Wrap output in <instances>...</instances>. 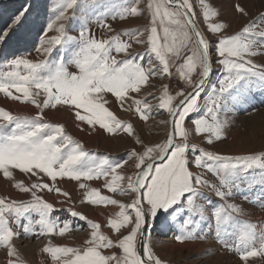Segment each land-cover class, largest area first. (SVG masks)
I'll return each mask as SVG.
<instances>
[{
	"label": "snow or ice",
	"instance_id": "obj_1",
	"mask_svg": "<svg viewBox=\"0 0 264 264\" xmlns=\"http://www.w3.org/2000/svg\"><path fill=\"white\" fill-rule=\"evenodd\" d=\"M233 7L240 16L249 17L240 3ZM78 8V0H57L56 14L31 48L43 59L34 61L29 58L31 51H21L0 71V93L36 109L29 116L0 107V174L30 197L27 201L0 198V249L7 254V264H20L14 243L20 232L13 228L10 216L18 224L27 213L39 218L28 219L23 232L49 238L42 251L53 264H166L155 251L148 225L154 226L153 231L155 227L171 230L173 221L188 215L183 221L187 229L193 212L209 221L214 237L225 247H229L226 236H238L231 247L239 253L241 264L264 257V229L257 234L255 225L239 221L245 210L235 203L243 190V172L257 165L264 169V155L219 151L234 122L222 117L228 113L234 116L235 109L251 98L249 89L254 81L264 86V65L254 61V57H264V15L230 33L231 25L221 19L220 11L209 0H198L197 4L192 0H148L144 9L138 0L135 5L121 6L110 18L116 23L147 14L148 25L142 30L117 32L104 18L99 27L114 34L97 39L90 29L68 34L66 22L75 18ZM28 14L25 6L0 29V46L17 36ZM101 15L107 17V13ZM198 17H202L203 28ZM53 32L56 34L49 35ZM28 40L26 34L19 38L22 45ZM68 45L76 49V72H69L63 60L61 50ZM134 45L143 46L144 52H134ZM214 62L222 66L215 81L211 79ZM154 80L162 82L158 95L148 90ZM205 93L207 100L201 102ZM109 95L129 114V120L106 106ZM153 100L158 103L153 104ZM58 108L72 113L81 131L102 132L109 137L125 135L132 138L133 147L120 160L104 156L97 163L64 124L48 118L49 111ZM157 117L166 134L162 140L149 143L137 125ZM197 137L199 143L194 142ZM129 161L130 172L126 167ZM16 170L36 180L25 184L16 179ZM65 178L84 190L82 203L119 209L107 217L110 233L74 206L64 209V218L54 215L60 209L40 193L54 192L71 201L70 193L57 186L58 180ZM101 179L103 188L112 195L90 186L89 182ZM114 196H130L131 201L121 202ZM200 199L205 203L198 204ZM74 220L82 223L74 225ZM237 224H242L238 233L229 232L230 225ZM81 229L89 233L82 246L51 242L53 236ZM202 238L191 232L175 235L180 244ZM257 238L258 247L254 246Z\"/></svg>",
	"mask_w": 264,
	"mask_h": 264
},
{
	"label": "rangeland",
	"instance_id": "obj_2",
	"mask_svg": "<svg viewBox=\"0 0 264 264\" xmlns=\"http://www.w3.org/2000/svg\"><path fill=\"white\" fill-rule=\"evenodd\" d=\"M79 8L76 10L75 18L67 21V32L70 35H77L80 30L90 29L92 34L97 39H107L114 33L108 32L105 29L99 27V21L107 18L109 23L113 24V28L117 32L136 31L142 30L145 25L150 22V17L145 14L142 17L131 18L127 21L113 23L111 15L116 12L121 6L135 5L138 0H78ZM148 0H139V6L144 9ZM194 4L198 3V0H192ZM214 8H217L221 13V19L227 21L231 27L230 33H236L242 29V26L246 25L249 20H256L261 15H264V0H209ZM240 3L243 5L248 13L249 17L245 18L240 16L234 10V4ZM57 0H18L6 4H0V29L5 28L25 6L29 8V14L26 17V22L17 36H13L10 40L5 42V45L0 46V71H3V65L7 60H10L13 55H18L21 51H31V48L35 46V41L38 33L43 29L49 19L56 14ZM107 13V17H103L101 14ZM69 15H72L71 10ZM202 17H198V24ZM203 28V25L200 24ZM28 35L29 40L26 44H21L19 38L21 35ZM56 33H49V35H55ZM134 52H144L143 46L134 45ZM260 51L261 49H257ZM63 60L67 70L69 72H76L77 68L74 65L75 47L68 45L66 49L61 50ZM55 56V52L53 54ZM30 59L34 61L43 59L34 51H31ZM120 58V57H118ZM60 58H57L59 60ZM147 59V58H145ZM215 60V58H214ZM254 61L257 64L264 65V57H254ZM222 72V66L214 62V70L211 79L216 80ZM162 82L160 80L150 81L153 85L150 91L159 94L157 89ZM250 99L245 101L243 106L235 109V115L228 113L223 116L224 119L233 120V124L230 127L228 140L225 144L221 145L219 151L224 154L232 155H264V86H261L258 81H254L250 89ZM143 94V93H142ZM110 104L106 105L110 107L121 119L129 120V114H125L118 106L112 102L113 98L108 97ZM207 100V94H202L201 102ZM153 104L158 101L153 100ZM0 107L11 111L13 114L19 115H34L36 109L30 105H24L19 102L11 101L0 93ZM48 118L56 123L64 124L69 133H71L76 139H79L85 144L93 155L96 157V162L108 156L110 160H120L124 157L127 151L133 147V140L125 135L116 137H109L102 132L81 131L78 127L79 122L74 120L73 114L66 111L63 108L49 111ZM157 117L156 120H150L146 125H137L142 137L149 143H154L156 140H162L166 134L165 129L159 125ZM199 143L197 137L194 141ZM132 161H129L128 168L131 171ZM16 170L14 175L17 180L23 181L25 184H29L36 180V177L28 179L24 174H20ZM245 177L243 190L240 195L235 199V203L242 204L245 214L238 217L239 221L247 222L256 226L257 234L261 229H264V169H261L258 165L253 166L252 169L243 172ZM91 187H95L101 190L102 194L112 195L107 193L103 188V180H94L89 182ZM58 187L66 190L71 195V201H66L63 196L57 193H49L47 191L41 192L45 200L55 205L59 212L54 213L55 216L64 218L67 213L64 211L65 206H74L75 210L81 211L87 214L90 219L101 223L102 230L105 233H110L111 230L106 226L107 216L119 211L115 206H90L87 203H82L84 199V190L78 187V183L75 181L58 180ZM206 195H210L206 193ZM29 197L28 194L19 193L14 187L12 182L6 180L2 174H0V198L15 199L17 197ZM246 197V199H241ZM113 198L120 200L121 202L129 203L131 201L130 196H114ZM213 201H217V198L211 196ZM16 200H22L17 198ZM61 201H64L61 203ZM205 201L200 199L198 204H204ZM92 214V215H91ZM192 219V223L187 229L183 228V221L188 219L186 215L183 218H178L172 222L171 230L167 227H155L152 224L148 225L149 231L152 232L154 241L156 244L155 251L157 254L166 261V264H241L239 260V253L234 251L231 246L235 245L238 236L229 235L225 239L229 247H225L219 239L214 237V227L209 228V221L201 218L198 213L193 212L189 214ZM39 217L35 213H27L19 219V223H16L15 217L10 216V223L13 228L20 232V238L14 241L18 252L20 264H53L51 257L42 251V249L48 244L49 238L41 237L36 238L30 234H25L23 228L27 226L28 219L36 220ZM74 225L77 223L73 221ZM163 221L161 220V224ZM242 224H237L235 227H229V232L238 233ZM182 232H191L198 237H204L202 239H195L186 241L183 244L177 243L175 235ZM89 233L81 230L72 231L65 236H53L51 242L58 246L79 247L82 246L85 240L88 238ZM254 246H259V239L254 242ZM7 254L3 249H0V264H7ZM248 264H264V257L252 258L248 261Z\"/></svg>",
	"mask_w": 264,
	"mask_h": 264
},
{
	"label": "bare ground",
	"instance_id": "obj_3",
	"mask_svg": "<svg viewBox=\"0 0 264 264\" xmlns=\"http://www.w3.org/2000/svg\"><path fill=\"white\" fill-rule=\"evenodd\" d=\"M17 172H18V171H17ZM20 174H21V173H20ZM15 177H16V176H15ZM19 193H20V192H19ZM17 198L22 199V200H25V201H27V200L30 199V197H26V198H25V197H21V196H20V197H17ZM17 198H15V200H16ZM66 207H69V206L67 205V206H65V208H66ZM77 210H78V209H77ZM86 215H87V214H86ZM91 215H92V214H91ZM87 216H88V215H87ZM88 217H89V216H88ZM107 217H108V216H107ZM92 219H93V218H92Z\"/></svg>",
	"mask_w": 264,
	"mask_h": 264
},
{
	"label": "water",
	"instance_id": "obj_4",
	"mask_svg": "<svg viewBox=\"0 0 264 264\" xmlns=\"http://www.w3.org/2000/svg\"><path fill=\"white\" fill-rule=\"evenodd\" d=\"M14 1H18V0H0V4H6Z\"/></svg>",
	"mask_w": 264,
	"mask_h": 264
}]
</instances>
